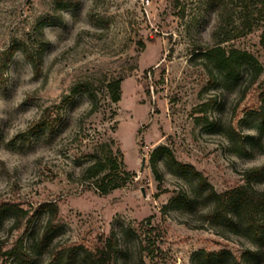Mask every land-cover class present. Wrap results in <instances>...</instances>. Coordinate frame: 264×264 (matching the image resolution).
Returning <instances> with one entry per match:
<instances>
[{
    "label": "rangeland",
    "instance_id": "obj_1",
    "mask_svg": "<svg viewBox=\"0 0 264 264\" xmlns=\"http://www.w3.org/2000/svg\"><path fill=\"white\" fill-rule=\"evenodd\" d=\"M203 1L0 0V201L30 213L49 201L58 209L42 246L51 215L35 214L27 253L14 264H53L55 250L67 255L54 264H89L85 251L111 233L118 264H264V237L244 222L213 220L207 196L264 191V70L253 85L243 73L207 72L194 56L210 43L213 14L196 9ZM258 35L234 45L263 63ZM117 77L113 103L106 85ZM46 108L48 128L27 131ZM158 146L194 172L162 155L155 176ZM97 157L135 177L100 193ZM9 223L0 228L4 247L18 234ZM219 251L229 254L208 258Z\"/></svg>",
    "mask_w": 264,
    "mask_h": 264
},
{
    "label": "trees",
    "instance_id": "obj_2",
    "mask_svg": "<svg viewBox=\"0 0 264 264\" xmlns=\"http://www.w3.org/2000/svg\"><path fill=\"white\" fill-rule=\"evenodd\" d=\"M196 9L202 13L206 12L208 17L213 14V23L209 36L210 43L201 47L194 56L201 60L210 75L217 71L225 77L233 79L243 73L250 79V85L255 84L264 70V0H205L200 2ZM236 32L238 35L235 34ZM254 32H259L263 63L259 62L252 52L234 45V40L237 37ZM26 58L32 62L33 67L36 66L30 54H27ZM143 73L145 78L147 70ZM121 82L122 77H117L106 85L109 99L113 103H117L121 99ZM260 95L264 96V88L260 90ZM95 110L96 104L91 101L89 112ZM48 111L49 108L44 109L40 117L31 123L27 131L47 129L49 125ZM117 153L120 154L118 149ZM162 155L177 170L194 172L191 165L176 161L167 147L158 146L152 151L150 159L155 176H158L156 161ZM91 168L94 169L92 176H98L95 181V188L103 194L112 189L120 188L122 184L117 181L118 179L131 178L132 180L135 177L134 174L121 170L115 159L97 157ZM252 172L259 173L260 169L254 168ZM200 184L203 185L204 183ZM207 196L214 197L213 207L208 212L213 220L222 219L233 225L244 222L246 229H249L257 239L261 240L264 237V219L258 217L260 212H264V191H248L246 187L239 186L219 194L210 189L207 191ZM39 211H48L51 215L47 221V226L39 233V241L42 246L47 241L48 227L57 216V205L50 201L43 202L38 205L33 213H30L27 209L18 207L12 202L0 201V228L5 220H10V229L18 233L11 245L4 247L0 243V264H14V261L21 260L26 255L27 249L24 247V243L31 231L35 214ZM238 211L242 220H240ZM7 212L10 215L5 217ZM149 228L147 230L151 232L152 227ZM147 243L154 247L155 241L153 238H147ZM30 246L34 250L37 244L31 240ZM53 254L51 260L53 264L62 262L67 255L66 251L63 250H55ZM118 254L117 239L115 234L111 233L99 235L92 251H85L83 259L89 264H118ZM227 254H229L227 251L209 253L208 258L222 260Z\"/></svg>",
    "mask_w": 264,
    "mask_h": 264
},
{
    "label": "water",
    "instance_id": "obj_3",
    "mask_svg": "<svg viewBox=\"0 0 264 264\" xmlns=\"http://www.w3.org/2000/svg\"><path fill=\"white\" fill-rule=\"evenodd\" d=\"M144 161H145V159L143 158V159H142V165L144 164Z\"/></svg>",
    "mask_w": 264,
    "mask_h": 264
}]
</instances>
